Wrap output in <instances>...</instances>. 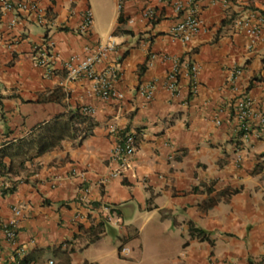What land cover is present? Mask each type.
<instances>
[{
  "label": "crops",
  "instance_id": "1",
  "mask_svg": "<svg viewBox=\"0 0 264 264\" xmlns=\"http://www.w3.org/2000/svg\"><path fill=\"white\" fill-rule=\"evenodd\" d=\"M28 1L43 24L21 11L12 25L14 12L0 11V223L21 210L14 242L0 228V264H264V0H194L203 26L188 43L170 35L183 19L171 6L157 22L143 16L156 0H116L107 25L93 17L87 32L91 0ZM48 39L54 57L38 65L34 47ZM109 41L95 69L115 68L122 98L64 68ZM85 107L79 134L91 125L89 135L23 164L13 154ZM128 132L138 151L110 178ZM190 224L209 239L191 237ZM109 233L114 247L95 257ZM122 243L132 248L124 257Z\"/></svg>",
  "mask_w": 264,
  "mask_h": 264
},
{
  "label": "built area",
  "instance_id": "2",
  "mask_svg": "<svg viewBox=\"0 0 264 264\" xmlns=\"http://www.w3.org/2000/svg\"><path fill=\"white\" fill-rule=\"evenodd\" d=\"M122 1V0H120ZM149 1V0H146ZM194 0H156L157 4H147L143 8V16L152 22L159 21L162 15V9L169 5L173 8L177 15H182L183 19L177 21L170 29V35L183 43L191 41L192 36L201 30L203 22L201 17L198 15V9L193 3ZM119 10L122 9V5H118ZM10 10L16 15L12 21V25L17 23V13L24 11L28 16L35 13L38 18V22L43 24L45 22L46 13L43 8L35 1L28 0H0V11ZM93 23V14L89 10L86 13L85 21L80 27L81 32H87ZM240 24H243L246 28L247 33L256 38L259 34V29L250 23V19L246 18L241 20ZM115 44L111 41L99 44L96 50L85 56L83 59L78 60L74 63L75 57H72L69 61L64 62V68L67 70L68 77L70 79H83L87 78L94 82V89L98 94L104 98H122L123 94L116 90L113 86L111 77L115 75L116 70L113 66H109L105 70L96 71L95 66L101 62L110 50H113ZM51 49H54L53 41L45 40L42 44H37L34 47V59L38 65H47L50 58L54 57L50 54ZM59 59V55L56 56ZM197 71V68L194 67ZM151 93V92H150ZM251 101L246 100L242 106V117L247 113V108ZM81 112L85 115H89L93 112L90 108H83ZM137 135L136 133H128L125 135L123 142L117 144L112 152L113 157L119 161V167L113 173L112 176L121 175L123 172L128 170L130 165V158L135 155L138 150L137 147ZM14 217L4 224L5 236L14 241L16 237L17 227V216L20 215V209L14 207ZM123 252H128L126 248H123ZM52 263V261H50Z\"/></svg>",
  "mask_w": 264,
  "mask_h": 264
},
{
  "label": "trees",
  "instance_id": "3",
  "mask_svg": "<svg viewBox=\"0 0 264 264\" xmlns=\"http://www.w3.org/2000/svg\"><path fill=\"white\" fill-rule=\"evenodd\" d=\"M87 120L88 119H86V116L81 114L80 109L72 111L69 115L68 121L61 125L59 128L52 129L49 126L46 129L45 127L43 133H41L38 137H35L32 141H20L16 145L15 152L13 154L20 156V163L23 164L26 159H31L45 152L53 150L60 144L63 139L68 137L75 138L80 132L79 124L84 123ZM90 133L91 125L87 126L83 138ZM10 150L13 149L7 148L5 152L10 154ZM10 169L11 167L8 169V171H10ZM189 232L191 237H197L200 240L209 239L207 231L196 227L194 224H190ZM26 261H28V259H26L25 262Z\"/></svg>",
  "mask_w": 264,
  "mask_h": 264
},
{
  "label": "rangeland",
  "instance_id": "4",
  "mask_svg": "<svg viewBox=\"0 0 264 264\" xmlns=\"http://www.w3.org/2000/svg\"><path fill=\"white\" fill-rule=\"evenodd\" d=\"M91 4H92L93 17L96 21V26L99 28H104V26L107 25L106 20H108V17L113 14L115 15L117 13L116 0H91ZM109 235L111 237L113 236L111 233L107 234L102 246L94 247L99 250L97 251L98 254L94 253L95 257H98V255L100 256V255H104L106 253L111 252L110 250L114 247V243L111 240H109V238H107L109 237ZM107 241H109V245L107 244ZM123 245L125 247H128L125 243H123ZM115 248L117 249L116 245H115ZM78 250L80 251V249ZM129 250L132 251V248L131 249L129 248ZM84 255H87V254H84ZM119 256L124 257L123 255H120V254ZM87 259H89V257H87Z\"/></svg>",
  "mask_w": 264,
  "mask_h": 264
},
{
  "label": "clouds",
  "instance_id": "5",
  "mask_svg": "<svg viewBox=\"0 0 264 264\" xmlns=\"http://www.w3.org/2000/svg\"><path fill=\"white\" fill-rule=\"evenodd\" d=\"M17 15H18V13H17ZM81 110L82 109H80V112H81ZM81 114L82 115H85V114H83L82 112H81ZM88 115V114H87ZM86 116V115H85ZM79 126V125H78ZM129 133V132H128ZM128 133H126V134H128ZM132 133H136V135H137V141H138V134H137V132H132ZM126 134H124V136L122 137V139L120 140V142L118 143V144H120V143H122L123 142V139H124V137H125V135ZM83 135H84V133H80L79 134V136L82 138L83 137ZM137 143V142H136ZM137 147H138V143H137ZM138 151V150H137ZM137 153V152H136ZM135 153V154H136ZM116 160V159H115ZM130 161H131V158H130ZM117 162H118V166H117V168L116 169H118V167H119V161L117 160ZM130 165H131V163H130ZM116 169H113L112 171H111V174L113 173V171H115ZM129 170V169H128ZM127 171V170H126ZM126 171L125 172H123L121 175H118V176H112L111 174H110V178H114V177H120V176H122V175H124L125 173H126ZM19 208V207H18ZM20 209V208H19ZM13 212H14V207H13ZM20 212H21V210H20ZM110 220H111V217H110ZM8 222V221H7ZM7 222H1L0 223V228L3 230V232H4V235H5V230H4V224H6ZM18 224V223H17ZM17 228V227H16ZM6 237V236H5ZM7 238V237H6ZM16 238H17V230H16V237H15V240H16ZM7 240H9L8 238H7ZM14 240V241H15ZM9 241H11V240H9ZM14 241H11V242H14ZM123 248H126L127 250H128V252H123ZM129 252H130V250H129V248L128 247H125L124 245H123V243L120 245V247H119V254L120 255H123V256H127L128 254H129ZM50 261H52V263H50ZM12 264H22V263H20V262H13ZM48 264H53V260H49V262H48Z\"/></svg>",
  "mask_w": 264,
  "mask_h": 264
}]
</instances>
